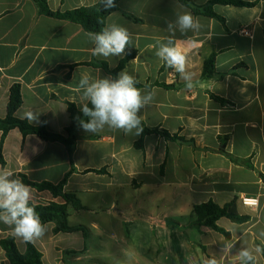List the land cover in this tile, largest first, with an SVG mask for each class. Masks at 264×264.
Wrapping results in <instances>:
<instances>
[{
    "label": "crops",
    "instance_id": "crops-1",
    "mask_svg": "<svg viewBox=\"0 0 264 264\" xmlns=\"http://www.w3.org/2000/svg\"><path fill=\"white\" fill-rule=\"evenodd\" d=\"M99 1L48 0V5L65 13ZM218 1L121 0L106 26L126 28L132 44L122 56L104 58L92 54L94 45L82 26L41 14L33 0H0L1 119L11 89L19 86L22 106L16 117L25 120L22 114L32 110L40 113V122L31 125L45 121L50 132L64 134L71 124L69 104L80 110L81 74L116 78L126 71L142 92H155L139 113L141 121L188 141L107 127L81 130L71 162L63 144L11 130L0 170L22 181L58 184L73 169L64 191L75 193L84 209L70 208L68 224L87 231L57 233L56 224L47 223L42 238L25 242L0 222V241L14 237L22 254L33 244L43 264H207L212 258L241 264L238 253L245 248L256 264H264V252L255 251L264 249V0H238L251 4L246 7ZM208 6L216 17L204 12ZM184 12L202 25L183 35L177 29L174 37L187 55L191 89L155 55L159 42L171 36L168 23ZM245 28L251 36L242 33ZM131 52L134 57L112 73ZM212 57L214 72L204 78ZM93 63H106L109 70ZM31 189L34 204L64 203L50 191ZM243 198L257 199L258 206L243 205ZM234 200L249 220L220 219L218 226L229 237L196 224L194 206ZM0 264H10L1 246Z\"/></svg>",
    "mask_w": 264,
    "mask_h": 264
},
{
    "label": "clouds",
    "instance_id": "clouds-1",
    "mask_svg": "<svg viewBox=\"0 0 264 264\" xmlns=\"http://www.w3.org/2000/svg\"><path fill=\"white\" fill-rule=\"evenodd\" d=\"M101 4L104 10L116 7L115 0H101ZM201 27L199 20L191 13H178L174 23H168L171 36L159 42L155 52L160 61L179 74L188 89L193 87V79L187 71V55L174 37L177 29L183 35L189 31L199 32ZM86 35L94 45L92 54L104 58L122 56L125 49L132 44L129 31L116 24L106 26L99 32H88ZM137 83L136 78L126 71L119 72L116 78H94L88 73H82L76 90L80 93V110L87 119L77 117L79 126L88 133H96L107 127L113 131H122L126 135L139 136L143 132L139 113L153 101L155 92H142L136 86ZM39 116L40 113L27 110L21 118L33 124L40 122ZM32 199L31 186L14 177L13 172L0 170V222L10 227L13 235L25 242L42 238L47 230L31 204ZM255 251L264 252V249L257 247ZM238 256L241 264H256V256L247 248L242 249ZM207 264H220V261L212 258Z\"/></svg>",
    "mask_w": 264,
    "mask_h": 264
},
{
    "label": "trees",
    "instance_id": "trees-1",
    "mask_svg": "<svg viewBox=\"0 0 264 264\" xmlns=\"http://www.w3.org/2000/svg\"><path fill=\"white\" fill-rule=\"evenodd\" d=\"M38 6L39 12L47 17H52L56 19L66 20L76 23L84 28L86 32H99L104 27H106V20L110 14L118 9V4L121 0H115L116 7L113 9L104 10L99 3L92 7L77 9L73 11H68L65 13L54 12L50 9L48 5V0H33ZM218 2L225 5H233L238 7L251 6L249 3H244L238 0H219ZM204 12L212 17H216V14L210 9V7H205ZM135 55L131 52L127 57L121 62L118 69L111 71L116 74L117 71L122 69L124 65ZM215 59L212 57L205 63L204 78H210L214 72ZM94 66H100L106 70H109L106 63H93ZM166 66V65H165ZM138 88L142 87L141 84L137 83ZM22 106V95L19 86H14L10 92V100L8 104L7 116L4 119L0 118V132L2 133V139L0 143V166L5 164L2 156L3 144L8 133L18 128L23 135L34 134L38 138L46 142H59L63 144L69 154L70 160L72 162L73 155L76 150L78 133L83 130L78 123L77 117L81 119H87L83 116L81 110H79L75 105L69 104V113L71 124L66 128L64 134L52 133L48 130L45 121H43L39 126H33L26 120H21L16 117V112ZM91 106V105H89ZM141 127L143 128L142 138L146 135H160L166 139L179 140L181 142H187L184 138L178 136L177 134L171 135L168 131L163 129H150L142 121ZM143 143L142 139L137 143L141 146ZM234 162H238L233 159ZM73 172V169L72 171ZM71 172L67 174L63 181L58 184L51 182L35 183L27 179L23 182L38 191H50L55 198H62L64 200L63 204L59 203H49L47 205L34 204L31 202L32 206L35 207L37 213L39 214L41 221L44 224L55 223V232H83L86 235L87 229L83 226L72 227L68 224V218L70 216V208L75 211H81L84 209L81 201L78 199L77 195L72 192L64 191V187L67 183L68 177ZM193 212L196 216V224L201 228H210L229 237V233L218 226V221L222 218H227L234 223H244L249 220L247 216H241L236 208V201H232L229 204L220 206L213 201H209L200 205L194 206ZM0 246L5 251L6 257L10 261V264H43L42 253H40L36 247L28 243L26 253H20L16 239L12 236L2 239L0 241ZM263 249V248H262Z\"/></svg>",
    "mask_w": 264,
    "mask_h": 264
},
{
    "label": "built area",
    "instance_id": "built-area-1",
    "mask_svg": "<svg viewBox=\"0 0 264 264\" xmlns=\"http://www.w3.org/2000/svg\"><path fill=\"white\" fill-rule=\"evenodd\" d=\"M242 33L245 35V36H251L252 35V31L245 28L242 30ZM242 203L243 205L245 206H248V207H257L258 206V200L257 199H251V198H243L242 199Z\"/></svg>",
    "mask_w": 264,
    "mask_h": 264
},
{
    "label": "rangeland",
    "instance_id": "rangeland-1",
    "mask_svg": "<svg viewBox=\"0 0 264 264\" xmlns=\"http://www.w3.org/2000/svg\"><path fill=\"white\" fill-rule=\"evenodd\" d=\"M66 263H67V264H73V263H71V262H68V261H66Z\"/></svg>",
    "mask_w": 264,
    "mask_h": 264
}]
</instances>
